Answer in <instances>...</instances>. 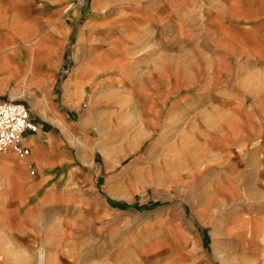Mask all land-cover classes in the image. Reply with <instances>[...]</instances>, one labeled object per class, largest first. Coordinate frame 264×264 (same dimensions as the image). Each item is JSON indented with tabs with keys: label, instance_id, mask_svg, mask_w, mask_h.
Masks as SVG:
<instances>
[{
	"label": "rangeland",
	"instance_id": "374dc122",
	"mask_svg": "<svg viewBox=\"0 0 264 264\" xmlns=\"http://www.w3.org/2000/svg\"><path fill=\"white\" fill-rule=\"evenodd\" d=\"M252 2L180 0L161 25L100 35L110 46L75 112L84 160L45 194L31 175L0 178V264H264V0Z\"/></svg>",
	"mask_w": 264,
	"mask_h": 264
},
{
	"label": "crops",
	"instance_id": "0c3cea01",
	"mask_svg": "<svg viewBox=\"0 0 264 264\" xmlns=\"http://www.w3.org/2000/svg\"><path fill=\"white\" fill-rule=\"evenodd\" d=\"M179 2L0 0V102L25 103L38 124L37 132L25 134L31 149L27 157L0 152V178L17 182L15 177L31 175L35 188L45 194L58 184L62 171L74 170L84 160L75 143L78 129L83 130L75 112L97 85V48L110 46L104 45L108 27L122 21L127 30L139 32L161 25L165 8L174 9ZM236 15L253 20L255 7ZM117 30L119 42L132 38L124 26ZM100 35L107 36L104 42Z\"/></svg>",
	"mask_w": 264,
	"mask_h": 264
},
{
	"label": "built area",
	"instance_id": "2783aa9c",
	"mask_svg": "<svg viewBox=\"0 0 264 264\" xmlns=\"http://www.w3.org/2000/svg\"><path fill=\"white\" fill-rule=\"evenodd\" d=\"M37 131L38 124L31 119L25 103L0 102V152L11 150L21 158L27 157L31 149L24 143L25 134Z\"/></svg>",
	"mask_w": 264,
	"mask_h": 264
},
{
	"label": "trees",
	"instance_id": "16d2710c",
	"mask_svg": "<svg viewBox=\"0 0 264 264\" xmlns=\"http://www.w3.org/2000/svg\"><path fill=\"white\" fill-rule=\"evenodd\" d=\"M127 206L130 208H135L136 210H144L150 207L149 205H145V206L127 205Z\"/></svg>",
	"mask_w": 264,
	"mask_h": 264
},
{
	"label": "bare ground",
	"instance_id": "6f19581e",
	"mask_svg": "<svg viewBox=\"0 0 264 264\" xmlns=\"http://www.w3.org/2000/svg\"><path fill=\"white\" fill-rule=\"evenodd\" d=\"M43 260H44V259H43V257H42V261H41L42 263H43Z\"/></svg>",
	"mask_w": 264,
	"mask_h": 264
}]
</instances>
